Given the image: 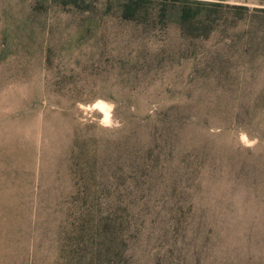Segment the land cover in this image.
Listing matches in <instances>:
<instances>
[{
	"label": "rangeland",
	"instance_id": "1",
	"mask_svg": "<svg viewBox=\"0 0 264 264\" xmlns=\"http://www.w3.org/2000/svg\"><path fill=\"white\" fill-rule=\"evenodd\" d=\"M76 1L0 0V264H264V0Z\"/></svg>",
	"mask_w": 264,
	"mask_h": 264
},
{
	"label": "trees",
	"instance_id": "2",
	"mask_svg": "<svg viewBox=\"0 0 264 264\" xmlns=\"http://www.w3.org/2000/svg\"><path fill=\"white\" fill-rule=\"evenodd\" d=\"M186 3H192L196 6L185 5L179 12L178 19L181 24H186L197 18L206 8L208 2L200 0H175ZM132 2V1H131ZM205 2V3H203ZM76 0H63L64 5L77 4ZM90 5L86 6V10L90 9ZM140 7L137 4L127 3L121 9V17L124 20H133L140 12ZM165 11V10H164Z\"/></svg>",
	"mask_w": 264,
	"mask_h": 264
},
{
	"label": "bare ground",
	"instance_id": "3",
	"mask_svg": "<svg viewBox=\"0 0 264 264\" xmlns=\"http://www.w3.org/2000/svg\"><path fill=\"white\" fill-rule=\"evenodd\" d=\"M97 105L104 111L105 116L107 115V121H109L110 120V109H109L110 107L107 104H105L104 102H98ZM105 107L107 108V113L105 112ZM104 121H105V119H104Z\"/></svg>",
	"mask_w": 264,
	"mask_h": 264
},
{
	"label": "clouds",
	"instance_id": "4",
	"mask_svg": "<svg viewBox=\"0 0 264 264\" xmlns=\"http://www.w3.org/2000/svg\"><path fill=\"white\" fill-rule=\"evenodd\" d=\"M105 112L107 113V108L105 107ZM105 122H107V115L105 116Z\"/></svg>",
	"mask_w": 264,
	"mask_h": 264
}]
</instances>
